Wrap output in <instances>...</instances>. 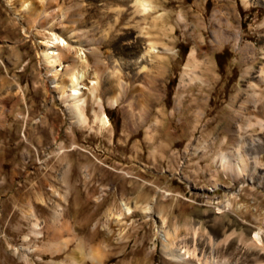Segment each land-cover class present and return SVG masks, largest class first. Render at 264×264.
<instances>
[{"label": "rangeland", "instance_id": "obj_1", "mask_svg": "<svg viewBox=\"0 0 264 264\" xmlns=\"http://www.w3.org/2000/svg\"><path fill=\"white\" fill-rule=\"evenodd\" d=\"M29 1L0 0V264H173L163 244L176 226L179 242L200 246L201 258L264 264V247L253 242L264 231V130L246 116L256 106L264 119V83L247 73L264 62V0H151L148 21L159 20L154 40L170 50L164 59L144 55L148 38L122 37L134 12L130 1L104 10L106 2L95 0L110 13L99 23L86 0L87 27L96 28L90 36L109 34L107 73L99 99L85 106V125L72 123L54 92L40 44L50 35L38 22L42 14L26 8ZM125 9L128 17L111 28ZM239 31L240 45L233 37ZM109 73L126 88L116 105L109 99L121 92L109 91ZM104 112L109 127L97 117ZM249 121L253 132L233 134ZM255 138L263 141L259 168L250 164L236 179L220 156ZM155 198L151 218L143 208ZM160 211L166 228L157 225ZM122 212L128 215L118 217ZM188 223L200 226L197 243ZM93 245L103 253L91 254Z\"/></svg>", "mask_w": 264, "mask_h": 264}, {"label": "bare ground", "instance_id": "obj_2", "mask_svg": "<svg viewBox=\"0 0 264 264\" xmlns=\"http://www.w3.org/2000/svg\"><path fill=\"white\" fill-rule=\"evenodd\" d=\"M85 1L86 0H82V3L81 1L75 2V6L72 5L70 7L62 6L59 3V0L50 1V3H48L47 5H43V1L41 0H31L26 5V8L32 10L33 13L42 14V18L38 22L50 35L49 37L45 36L40 42V44L42 47V58L44 61V65L46 66L48 74H50V77L54 84V92L59 97V100L66 105L67 110L72 119V123L74 124L75 122H77L84 125L88 121L85 106L86 104H89V101L99 99L98 93L100 91V87L102 86L101 79L102 76L107 73L106 66L103 62V45L104 42L107 40V36L109 34L108 31V33H105V35L100 39H94L91 37L92 35L90 36L91 31L95 32L96 28L94 25H91L92 27L90 29L87 27L88 16H86L85 13L87 11L86 5H84ZM88 1L91 3L92 10L96 11V16H98V22L103 23L105 21V18L110 16V13H106L104 11H101V9H98L99 7L95 3V0ZM103 1L106 2V4L103 6L104 10L110 9L113 4L127 3L130 1L129 3H132L131 8H134V12H132V17L130 18V21L127 24L128 30L126 33H122V37L124 39L129 38L134 33H138L139 41L145 37L148 38L149 45L143 51L144 55L155 54L158 59H164L167 56L170 50L165 46H159L153 37V31H155L153 30V28L155 29L156 27H158L157 22H159V20L154 18L153 21H148V18H150L152 13H150V11L153 9V6L151 5V0ZM9 5L15 10L12 1L9 2ZM116 13L118 14L115 19V24L111 28L116 26L119 27V25L122 24L123 21L128 17V11H126V9L120 11L117 10ZM31 25L35 24L31 23ZM233 37L236 39L237 44L240 45V42L242 41L240 31ZM227 38L229 40L231 36H227ZM245 51L247 55L251 56L252 58H254L256 55V48L254 46L249 45ZM261 51L263 56L262 59L264 60V47H262ZM92 57L96 59V63L94 65L91 63ZM143 68L146 67L144 66ZM255 69V66L250 67L247 73L257 74L256 79H258L259 87H261V84L264 83V62L260 69H257L258 71H256ZM123 88L126 89L121 80L119 78H115V76L109 73V91L116 94L117 92H119V90L121 92L116 97H112L109 99V103L111 105H116L120 102V99L122 98ZM254 91H256V89H254ZM256 108L257 107L255 106L253 110L247 112L246 116H248L249 118H255L257 121V125H259V127L263 131L264 119L259 118ZM97 117L105 127L111 126V120L107 113L104 112L102 114H98ZM251 121L248 122L247 127L239 125L232 128L231 131L234 132L233 134L238 135V137L242 138L244 133L248 134L249 131L253 132V130H255L253 128L254 126L256 127V125L253 124ZM262 144L263 141L261 138L251 139L250 142L246 143L240 142L237 149L222 152L220 156L222 161L221 166L224 168L225 171L231 172L236 179H240L242 176H247V168L250 167V164H252L251 169L257 171L260 164L259 155L261 153L260 149L262 148ZM242 152H245L246 154L242 155ZM246 156L248 159L246 158ZM250 183H257V181L255 180V178H252L250 179ZM228 205L231 207L232 201L229 200ZM124 209L128 212V214H131V211L133 210L130 208V206H126V204L124 205ZM143 210L144 213L147 214V216L152 218L154 211H156V198L154 202H151L146 205ZM126 214L127 213L122 212L120 215L118 214V217H124L126 216ZM155 217L154 218L157 219V225L159 226V228H166L167 219L165 218L164 212H156ZM55 220L56 221L54 223L59 222V217L58 219L55 217ZM34 226V233H36L38 237L41 236L42 227L40 222L37 221ZM186 227L192 229L193 238L197 243L199 233H201L200 226L193 224L190 225L188 223L186 224ZM178 230L179 226H176L174 232H171L169 230L165 231L163 251L166 255V260L173 262V264H201V261L203 260L206 261V264H215L216 262H218L216 261L215 256H212L213 254L211 255V257H207L209 255L206 256V254L204 253L205 255L203 254L201 258L199 253L200 246L198 248L197 244L193 248H191L189 245H182L183 241L179 242L178 233L180 230ZM29 239L30 238L27 237V240ZM104 241H107V237H105ZM82 242L83 241H80V243ZM210 242H212L213 251L217 247V242L213 239H211ZM253 242H255L257 245L264 247L263 230H260L255 234V236L253 237ZM84 243L86 244L87 242ZM84 245L82 244L83 247L81 249L84 248ZM94 245L91 246V254H99L100 252L103 253L100 249L94 248ZM82 252L85 253V251ZM84 253L81 254L84 255ZM85 255L87 256L86 253ZM74 259L76 260V257ZM84 259L85 258H82L81 260L76 261L75 264H83ZM87 259L89 260V258Z\"/></svg>", "mask_w": 264, "mask_h": 264}]
</instances>
